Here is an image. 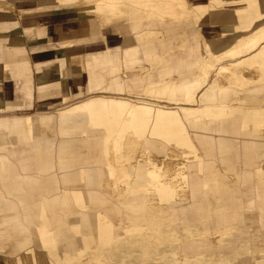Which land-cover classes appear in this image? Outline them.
Masks as SVG:
<instances>
[{
  "label": "crops",
  "instance_id": "crops-1",
  "mask_svg": "<svg viewBox=\"0 0 264 264\" xmlns=\"http://www.w3.org/2000/svg\"><path fill=\"white\" fill-rule=\"evenodd\" d=\"M187 1L195 13L193 22L199 27L193 24L180 26L179 30L177 27L174 31L165 32L162 36L146 38L134 32L129 25L103 30L96 27V24L90 20L80 19L71 13L56 14L59 12L58 9L62 8L77 9L87 15L101 10L98 3L88 0L81 5L78 4V0H68L66 3H57L54 0H0V120L29 119L34 122L37 117H43L48 124H51L49 131L44 132L45 137H55L56 142L52 146L54 162L40 172L30 161H20L14 157V150L21 149L25 145L6 146V151L1 150L0 146V167L2 165L10 167L16 175L15 185L8 184L7 189L0 180V200L14 206L25 228L15 234L26 233V228L36 221L39 224L34 233H40L42 230L52 233L54 223L61 222L67 229V236L71 237V231L76 235L85 233L86 236L81 235L83 240H93L104 244L105 242L98 241L101 234L85 226L83 219L104 220L112 233H115L116 230L110 221L112 214L109 208L95 206L90 193L104 195L100 189L111 179L108 170L110 144L115 139L124 137L127 121L117 116H80L77 120H67L62 113L93 103L99 96L82 100L98 92L115 95L112 97H122L125 92L132 94L148 85L166 86L170 81L176 87L200 86L201 91L207 90L205 81L198 82L195 76L200 61L207 53L212 54L227 48L234 40L249 33L260 24L264 20V11H260L264 3L257 0ZM52 9L55 11H51ZM10 10L16 14L11 15ZM22 10L28 11L21 15ZM113 17L109 15L103 22L111 23ZM88 56H95L97 59L93 70H90L86 64ZM225 89L215 88V94L207 96V101L212 102L206 103L201 108L204 109L207 106L216 108V105L230 104L231 100L216 102L221 97L220 92L224 95L230 93V89L228 91ZM231 91L236 95L250 92L249 89L239 92ZM237 97L243 99L241 95ZM252 97L254 96L250 98L260 99ZM55 110L60 111L57 118L49 115L20 116V114L51 113ZM7 115L11 117H5ZM177 115L180 126L164 129L160 137L153 139V144L156 145L159 154L165 153L171 146L170 142H175L177 138L187 137L191 141L193 144L190 148L191 152L199 154L203 160V172L201 177L190 175V186H194L191 184L196 182L201 184L204 178L213 176L218 181H226L238 187L261 186L257 174L260 171L264 172V145H262L264 142L258 140V133H254L247 125L248 120L245 119L247 126L241 123L244 132L240 129L239 135H234L230 133V124L233 119L227 113L217 114L213 110L210 116H206L203 112V114L192 116L189 120L182 112L177 111ZM199 121H202V128L195 127ZM73 124H78L77 139L73 135ZM216 125L221 127L219 131H216ZM190 128L195 131V134L190 131ZM4 135L6 136L7 132H4ZM236 138L240 145H232V140ZM64 139L77 141L66 148L69 154L77 156L82 161L74 162L75 166L72 168H62L59 160L61 141ZM90 139L101 142L103 146L92 148ZM219 164L224 165L222 170L226 173L222 177L218 174V170H221L218 167ZM248 177L251 178L247 179ZM61 182L66 187L64 194L59 193ZM76 182H83L88 187V200L93 206L102 209L92 218L85 212L88 209L85 195L79 189L72 187ZM220 185L222 182L218 183V186ZM22 189L26 190L30 196L22 198L23 193L20 192ZM7 190H12L11 194ZM4 194L12 197L7 198ZM33 194H37L38 197H32ZM108 194L111 199L104 196L114 204L116 199L110 189ZM197 194L192 195L195 202H211L209 198L198 199ZM201 194L205 197L202 192ZM142 195L146 196V194L136 193L129 194L128 198ZM241 195L240 201L247 202L249 196ZM55 197L59 198V205L41 209L39 217L25 223L24 217L27 211H24L20 200L31 204H41L45 201L52 202ZM252 197L255 204L264 203L263 194H255ZM66 198L69 199V212L61 209L62 202ZM127 199L121 202L124 204L121 207L127 205L129 200ZM76 212L81 218L77 225H72L67 219L70 214ZM246 213L242 211L241 217L236 215L229 217L230 219L238 218L239 221L235 226L239 232H241L242 222L247 221ZM203 217L208 220L215 218L214 213L210 211ZM254 218L263 219L259 225L257 224L263 228L264 211L262 214H255ZM212 229L210 224L204 227V230ZM256 231L253 238L250 236L246 239L249 251L252 250L251 243L254 245L253 255H248L250 258L246 257V264L262 262L258 253L264 249L261 244L264 233L258 228ZM92 232L95 235L91 234ZM245 233L247 237L252 235L248 231ZM241 234L244 235V232ZM71 239L74 240L72 237Z\"/></svg>",
  "mask_w": 264,
  "mask_h": 264
},
{
  "label": "rangeland",
  "instance_id": "rangeland-1",
  "mask_svg": "<svg viewBox=\"0 0 264 264\" xmlns=\"http://www.w3.org/2000/svg\"><path fill=\"white\" fill-rule=\"evenodd\" d=\"M57 3L61 2H68V0H54ZM89 2H95L98 3L101 7L100 0H88ZM114 1V0H113ZM207 0H203L205 2ZM258 1V0H257ZM127 0H116L115 4H122L121 7L117 8L118 15L114 16L111 20V23L106 24L103 22L109 15V10H105L106 15L102 16V19L100 16L95 15L91 13L90 15L85 14V12H81L77 9H69L66 10L64 8L58 9L59 12L56 14H63V13H71L74 16H78L80 19H87L90 20L93 24H96V27L108 30L109 28H113L114 26H121L125 25L133 30L134 21L131 20L130 13L128 12H135L137 13L133 5L130 4ZM188 3V1L186 0ZM258 2L264 3V0H259ZM188 8H190V12H187L183 16L186 17H178L175 20H168L170 22V26H168V21L161 19H157V15L155 12H151L153 17H149V19H144V21H140L137 23V29L139 34V31H144V36L146 38L151 36H162L165 34V32H172L177 28L180 29V26L190 25L193 24L196 27H199L197 23L193 22L194 12L192 11L189 3ZM111 9L113 15H114V8ZM28 11V10H26ZM25 10L20 11V14H24L26 12ZM37 12H44V11H38ZM51 11H55V9H52ZM260 11H264V7L260 8ZM11 15H15L16 13L12 10L9 11ZM55 13V12H54ZM122 13H126L124 15H121ZM142 14H145V12H142ZM19 16V15H18ZM147 16V15H146ZM155 16V17H154ZM17 17V15H16ZM16 23V22H15ZM104 25L105 28H104ZM258 26H262L261 29L264 28V20L258 24ZM107 27V28H106ZM264 30V29H263ZM134 31V30H133ZM145 31H148V34L145 33ZM178 32V31H177ZM245 35L240 36L237 38L236 43L240 42ZM264 46V42H261L260 46L256 48L255 50L251 52H245L244 48L241 50V55L238 56L234 60H227L225 62H222L220 64H217L212 69H209L207 75H203L202 72L206 69L204 65V61L206 60L205 56L199 63V66L197 67V72L195 73V76L197 77L198 82H204L207 90L212 87V84H214L215 77L218 74L220 67L224 63H231L239 65V63L242 61L243 63L239 65V75L238 78L234 80L235 87L233 90L236 91H242L249 89L250 92H242V93H234L232 91H229L230 93H226L225 95L220 92L221 97L216 100V102H226L229 100H233L234 97H237L238 95H241L242 98H235L234 100H240L239 101V109L235 112H230L228 110H221L220 105H216V108H212L214 106H211L210 108L207 106L204 109L203 107L206 103L212 102L207 101V96L209 94L208 91L200 90V86H196L194 90L191 92V94L188 95V97H185V93L188 90L187 88H183L182 90L179 89V87H176L173 82H168L166 86H154V85H148L145 86L142 89L134 91L132 94H128L125 92L122 94V97H112L115 96L111 93H103L98 92L96 94H93L89 96L88 98L82 100L85 101L93 96H99L96 98V100H104L106 102L110 101H122L126 104H128V107L131 109H137L138 107L146 108L150 107L153 111V114L158 112L159 110L167 111V112H173L175 113V116H171L164 120H156L154 122L155 126H157L153 131V136L150 137L151 133L147 132L146 135L143 136L140 135V132H138L133 126L131 125V119L130 115L126 113L123 115V119H125L126 122V130L124 133V137L122 139H115V147L109 150V155L114 156L117 155V157H125L126 155H131L135 150H142L143 147L142 143H148L151 146L156 147L154 145V140L157 137H160L164 131V129L168 127H176L180 126V122L178 119L177 111L185 113L186 109H189L192 111L191 115L186 116V118L189 120L192 116L200 115L205 113L206 116H210L215 110L217 114H223L227 113L231 116L233 119L230 124V133L234 135H239V132H244L242 130V125L249 126L250 129L255 133H258V140H263L264 142V70H261V68H258L254 63L251 61L252 57L258 52V50ZM213 54V53H212ZM92 62L88 66L90 70L94 69V63L96 62V58H92ZM156 70V69H155ZM153 70V72L155 71ZM256 71H259L257 77H246L247 74H250L251 76L254 75ZM130 78V76H127ZM228 85V84H227ZM227 85H224L223 87H226ZM215 88L218 89L217 86ZM252 90L258 91L257 93L251 92ZM227 91V90H225ZM215 92V89H214ZM232 92V93H231ZM194 94H196L195 100L193 102H190L194 98ZM105 95V96H101ZM111 96V97H110ZM254 96L252 98H260V99H251L250 97ZM229 98V99H228ZM251 99V100H250ZM215 102V101H214ZM214 105V104H212ZM222 105V104H221ZM227 105V104H225ZM59 110H55L51 113H32V114H20V116H41V115H49L58 117ZM19 115V114H17ZM115 116V115H114ZM190 116V117H189ZM5 117H11V115H7ZM237 118V119H234ZM249 122L246 125V120ZM202 121H199L195 124V127L202 128L201 124ZM242 123V125H241ZM217 126V125H216ZM240 126V127H239ZM241 129V131H240ZM248 129V130H250ZM190 131L194 133L195 131L190 128ZM252 132V133H253ZM195 134V133H194ZM248 134V133H247ZM137 135L140 139V143L137 146L129 145L128 143L131 142L132 136ZM228 136V135H227ZM230 136V135H229ZM52 138V137H50ZM55 138V137H54ZM4 140V139H3ZM65 140V139H64ZM1 141V139H0ZM63 141V140H62ZM61 141V142H62ZM187 141L189 143H187ZM232 145H240V142L238 138L232 140ZM171 145L174 147V149L177 152V156H175V162H182L187 160V154L188 153H194L191 152L190 148L193 146L191 141L184 137L183 139L177 138L176 141L170 142ZM264 145V143H262ZM7 146H18L17 145H11L8 144ZM41 147L44 148V146L41 144ZM93 147V145H92ZM85 150V149H83ZM6 151V150H5ZM60 153V152H59ZM169 154V152H168ZM197 155V154H196ZM199 155V154H198ZM169 156V155H168ZM55 157V156H54ZM199 161L202 164L203 169V160L200 156ZM188 162V170L184 171L180 168V164L176 165L177 170L175 171L173 169L172 173H167L165 171H162L159 169L158 172H156L155 179L152 181L153 188L149 190L147 187L144 186H135L133 183L132 176L135 173V164H129L127 167V172L131 176L129 179H122L118 177L119 174V168L114 167V165H111V179L109 182L112 184L116 183L117 185L121 187H126L128 193L126 196L117 197L114 196V198L117 200H114V204L110 202L108 198L111 199V196L108 194L109 189L102 187L100 190L101 192L108 198H106L104 195L98 194L96 196V201H93V204L95 206L109 208V211L112 214L111 218V224L114 227V230H121L120 234L125 233V230H122L124 228L123 226L126 225L129 217H139L140 222L144 223V225L149 228L146 233L141 234L140 232H136L133 235H113L110 238V242L103 245L100 243L93 244L95 241L91 240H83L81 235H87L85 233L76 235L74 232L71 231V237L74 239L73 241H65V242H55L51 245L42 244L38 239H36V235L40 233H34L35 228L38 226L39 222H34V224H31L29 227H27V232L24 234H15L13 227H9L7 230V234L4 237L5 241L2 242L0 240V264H19L21 260L25 256H32L37 255V253H42L48 257L51 264H246V257L248 255H253V249L254 245L251 243V249L249 251V244L247 243V238H250V236L257 233V228L260 229V231H263L264 233V227L260 228L257 226L259 225L260 221L262 222L263 219H255L254 215L256 214H262L264 211V203L262 204H255L253 202V197L250 196L249 199L252 201L251 205H248L245 201H240L241 194L245 195V192L248 191L250 188H255L253 186L250 187H238L236 186L235 189L239 193H233L232 201L228 203L226 201V197L223 195V200L219 202H213L214 200L213 196H209L208 198L211 200V202H195L193 192L191 191V186L189 185V177L194 173V168H192L189 161ZM147 165L153 168H157V163L155 161H148ZM222 164H219V168L221 170H218V174L222 177V175L226 174L225 170L223 169ZM201 171L203 172V170ZM209 172V170H208ZM261 173L264 174V172L261 171ZM206 174V173H205ZM194 176V175H193ZM115 182H114V180ZM216 177L213 176L212 178L207 177V180L210 182L211 185L216 184L218 185L219 182H222V185L218 186L221 190L223 189V181H215ZM232 179V178H230ZM228 179V180H230ZM166 183H165V182ZM201 182H205L202 180ZM111 184V185H112ZM60 191L59 193L64 194L66 190H64L65 184L61 182L59 184ZM72 187L79 189L86 197V203L88 205V209L85 211L89 216H92L102 210L98 207L93 206L90 201L88 200V187L83 182H76ZM159 187V188H158ZM13 190V189H12ZM11 190V191H12ZM155 190V193H153ZM11 194V192H9ZM146 194L142 196L133 197L131 199L128 198L129 194ZM180 193L183 194V197H181ZM191 193V197H190ZM263 193V192H262ZM7 198H11L12 196L4 194ZM264 195V194H263ZM24 197V196H23ZM22 197V198H23ZM196 197V196H195ZM26 198V197H24ZM129 200H128V199ZM152 198L155 201H157L160 204V207H154L152 205L146 204L147 202H144L145 199ZM191 198V199H190ZM197 198H207L206 196L203 197L201 192L197 194ZM236 198V199H235ZM127 201V208L126 206H123L124 204L121 203L125 200ZM181 199H184L181 201ZM191 200V201H190ZM3 201V200H1ZM59 198L55 197V199L52 202H43L41 204L34 203L31 204L27 201L20 200V204L24 209V206H30L31 208L26 210L27 214L31 215V219H25V223H29L30 220L36 219L41 215V209H45L50 206H57L59 205ZM69 199L66 198L62 202V211L69 212ZM185 205H191L189 206L190 209H183L182 207ZM207 206L210 212V209L214 206H221V208L224 207V205H229L230 207H233L234 209L230 211V213L227 211V213L223 214H217L214 212V217L211 220L206 219V217H203L207 214V212H202L200 206ZM134 209V210H133ZM25 211V209H24ZM245 211L247 212V218L245 222H242L241 226V232H239L237 229V222L239 221L238 218H232L230 219V215H236L237 217H241V212ZM57 212V208H56ZM7 214V213H6ZM211 214V213H210ZM253 215V216H248ZM127 217V221H126ZM81 216L79 213H73L70 214L68 217V221L72 223V225H77L79 223ZM253 218V219H251ZM255 219V220H254ZM209 221V222H208ZM243 221V220H242ZM121 222V223H120ZM125 222V223H123ZM208 222V223H207ZM61 223V222H60ZM120 223V224H119ZM58 222L54 223V229L56 230ZM208 224L212 225V230H204V227H206ZM264 225V221H263ZM246 228H245V227ZM39 228V227H38ZM37 229V228H36ZM53 229V230H54ZM41 229L39 228L38 231ZM63 230L65 233L67 232V229L65 226L63 227ZM214 230L219 231L220 236V243H217L214 239H212L211 236L214 235ZM44 232H47L46 230H42ZM150 231V232H149ZM245 231L251 232L252 235L246 236ZM1 232V231H0ZM41 232V231H40ZM244 232V235L241 233ZM256 232V233H254ZM259 233V232H258ZM91 234H94L92 232ZM208 234L211 238H205L204 240H200L202 237L201 235ZM95 235V234H94ZM48 236L52 238V233H48ZM169 237L168 241H161L159 243L160 239L163 237ZM70 237V236H69ZM1 238V234H0ZM108 237L106 236V239ZM264 239V236L262 237ZM212 239V241H211ZM96 243V242H95ZM261 244L264 246V240L261 242ZM102 245V246H101ZM249 251V252H248ZM97 254L98 260L93 258V255ZM83 255V257H81ZM260 256V260L262 262H259L257 264H264V249H261V252L258 253ZM251 264V263H250Z\"/></svg>",
  "mask_w": 264,
  "mask_h": 264
},
{
  "label": "bare ground",
  "instance_id": "bare-ground-1",
  "mask_svg": "<svg viewBox=\"0 0 264 264\" xmlns=\"http://www.w3.org/2000/svg\"><path fill=\"white\" fill-rule=\"evenodd\" d=\"M130 4H132L134 10L137 12H128L130 13L131 20L134 21L133 30L134 32H138L137 23L140 21H144V19H149V17H153L151 12H155L157 15V19L161 20L164 19L167 20H175L178 17H186L183 16L187 12H190V8H188V3L186 0H127ZM259 1V0H258ZM101 2V10L97 11L95 15H98L101 17L103 15H106L105 10H109V14H112L111 9L114 8V15H118L117 8L121 7L122 4H115L116 0H100ZM126 2V3H128ZM86 3V0H78V4ZM103 8V10H102ZM142 12H145V14H142ZM126 13H122L121 15H125ZM147 15V16H146ZM187 15V14H186ZM155 17V16H154ZM168 26H170V22L168 21ZM262 26H255L253 30H251L249 33L245 34L244 38L238 42L233 41L227 48L216 51L213 54H208L206 60L204 61V65L206 69L202 72L203 75H207L209 69L214 68L217 66V64H220L222 62H225L227 60H234L237 55H241V50L244 48L245 52H251L258 48L261 44V42H264V28L261 29ZM146 34H148V31H145ZM144 31H139V35H143ZM144 36V35H143ZM243 51V50H242ZM92 58H96L95 56H88L87 63L88 66L93 61ZM251 61L256 65L258 68H261V70H264V46L258 50V52L252 57ZM241 61L239 63L242 64ZM244 64V63H243ZM239 65L231 63H224L221 65L220 70L218 74L215 77L214 84H212V87H210L207 91L209 95L214 93L215 86L218 87V89H224L225 90H233L235 87L234 80L238 78ZM241 66V65H240ZM259 71H256L253 76L250 74H247L246 77H254L256 78ZM228 84V85H227ZM224 85H227L226 87H223ZM183 88H187L188 90L185 93V97L187 98L189 94L194 90L195 87H186V86H179V89L182 90ZM215 94V93H214ZM196 94H194L193 100L190 102H193L195 100ZM239 101L240 100H232L230 104L227 105H220L221 110H228L230 112L238 111L239 109ZM128 113L130 115L131 119V125L133 128H135L138 132H140V135L143 134L146 135L147 132L151 133L148 136L152 137L153 132L157 129L154 124L156 122L155 119L164 120L171 116H175V113L173 112H167L159 110L158 112L153 114V111L150 107L141 108L138 107L137 109H131L128 107V104L122 102V101H110L106 102L104 100H96L93 103H90L84 107H80L78 109H74L68 112L62 113L63 116L67 120H77L80 116H117L119 119L123 117ZM185 113L188 115L192 114V111L189 109H186ZM190 117V116H189ZM34 122L29 121V119H2L0 120V146L1 150L5 151V147L8 144L11 145H25L23 148L14 150V157L20 161L28 160L32 165H34V168L38 170L39 172L42 170H45L48 165H50L52 162H54V153L52 150V146L55 145V138H47L45 137V133L49 131L51 124H48L46 122V119H43V117H37L34 119ZM92 126V125H90ZM156 128V129H155ZM220 126H216V131L220 130ZM155 129V130H154ZM73 135L76 137L79 136V130H78V124H73ZM154 130V131H153ZM4 132H7V135H4ZM45 132V133H44ZM131 142H129V145L137 146L140 143V139L137 135L132 136ZM4 139V140H3ZM77 141H68L63 140L61 142V151L59 153V160L62 164V168L64 167H70L72 168L75 166L74 162H82L79 160V158L73 154H69L67 151V147H70L75 144ZM90 146L95 148L97 146H103L101 142H97L94 139H90ZM187 143H189L187 141ZM41 144L44 146V148L41 147ZM111 149L115 147V142L110 144ZM142 150H135L131 155H126L125 157H117V155L111 156L109 155L108 158V170L110 175L111 173V165H114V167L119 168V174L118 177L122 179H129L131 176L127 172V167L129 164L134 163L135 164V173L132 176L133 183L135 186H144L147 187L149 190L153 188L152 181L155 179L156 172L161 169L162 171H165L167 173H172L173 169L176 171L177 166L180 164V168L184 171L188 170V162H190L192 168H194V173L192 175L196 177L202 176V164L199 161L200 155H196V153H188L187 154V160L174 163L175 162V156H177V152L174 149V147L171 145L166 149L165 153H159L157 148L151 146L148 143L143 142ZM169 152V154H168ZM169 155V156H168ZM101 161L103 160V157L101 156ZM148 161H155L157 163V168H153L147 165ZM5 162V161H3ZM71 163V164H70ZM70 164V165H69ZM144 165H147L146 167H143ZM258 178L261 181V186L258 188H250L248 191L245 192V196H254L255 194H264V174L259 172L257 174ZM70 177V176H68ZM251 177H248L247 179H250ZM0 180L2 184L5 186L4 188L7 189V185L10 184L15 185L16 175L12 168L10 167H0ZM114 180V179H113ZM205 182H202L201 184L192 183L194 186H191V190L194 194L202 192L207 198L209 196H213L214 200L213 202H219L223 200V195L227 198L226 201L228 203L232 201V194L233 193H239L235 187L237 185H231L228 182L223 183V189L221 190L218 185L213 184L211 185L210 182L207 180V178L203 179ZM217 181V179H215ZM94 182V181H93ZM115 182V180H114ZM165 182V181H164ZM166 183V182H165ZM105 185L107 188H109L112 192V195L117 197L126 196L128 191L126 187H121L117 185L116 183L112 184L111 182L106 183ZM112 184V185H111ZM159 188V187H158ZM8 192H12L11 190H7ZM23 193L22 197H28L30 196L26 190L20 191ZM263 192V193H262ZM155 193V190L154 192ZM99 193L91 192L90 195L92 196V200L96 201V196ZM181 197H183V194L180 193ZM32 197H38V195L33 194ZM236 199V198H235ZM184 199H181L183 201ZM144 202H147L149 206L152 205L154 207L159 208L160 204L155 201L152 198L145 199ZM248 205H251L252 201L248 199L247 201ZM127 208V205H125ZM191 205H185L182 208L183 209H190ZM30 206H24L25 210L30 209ZM201 211H209L207 206H200ZM234 208L230 207L229 205H224L223 208L221 206H214L211 211L213 213L217 214H225L227 211L230 213ZM134 210V209H133ZM7 213V214H6ZM26 219H31V215L27 214L25 216ZM84 225L88 228L92 229L97 232L100 235V239L98 241L105 242L103 245L110 242V238L115 234L118 237L121 235H133L137 231L141 234L146 233L149 228H147L144 223L140 222L139 217H129L127 221L126 217V225H124L122 230H125V233L120 234L121 230H116L113 234L112 231L109 229V227L106 225V222L101 219H83ZM121 223V222H120ZM119 223V224H120ZM125 223V222H123ZM9 227H13L14 233L17 231H23L25 230L23 224L20 222V217L14 210V206L8 205L0 200V234L1 238L0 240L2 242L5 241L4 237L7 234V230ZM64 225L62 223H58L56 226V230H53V236L52 238L48 236L47 232L41 231L40 234L36 235V239H38L42 244L51 245L55 242H65V241H73L71 237L67 236V232L63 230ZM150 230V229H149ZM114 231V230H113ZM150 232V231H149ZM106 236L108 237L106 239ZM200 240H204L205 238H211L214 239L217 243H220V233L217 230H214V235L210 237V235L205 234L201 235ZM222 238V237H221ZM211 239V241H212ZM169 237L165 236L162 239H160L159 243L161 241H168ZM223 240V238H222ZM97 244V243H93ZM102 246V245H101ZM83 257V255L81 256ZM93 258L98 260L97 254L93 255ZM19 264H51L48 257L42 253H37V255L32 256H25ZM70 264V263H67ZM225 264V263H224Z\"/></svg>",
  "mask_w": 264,
  "mask_h": 264
}]
</instances>
